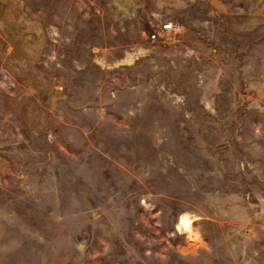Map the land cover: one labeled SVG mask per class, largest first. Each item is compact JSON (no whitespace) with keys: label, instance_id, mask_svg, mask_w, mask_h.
Segmentation results:
<instances>
[{"label":"rangeland","instance_id":"374dc122","mask_svg":"<svg viewBox=\"0 0 264 264\" xmlns=\"http://www.w3.org/2000/svg\"><path fill=\"white\" fill-rule=\"evenodd\" d=\"M0 264H264V0H0Z\"/></svg>","mask_w":264,"mask_h":264},{"label":"built area","instance_id":"2783aa9c","mask_svg":"<svg viewBox=\"0 0 264 264\" xmlns=\"http://www.w3.org/2000/svg\"><path fill=\"white\" fill-rule=\"evenodd\" d=\"M175 27L174 25L171 23V22H165V23H162L161 26H160V29L159 31L158 30H155L151 35V39L152 41H154L156 38H158L159 36V33H166V32H170L172 30H174Z\"/></svg>","mask_w":264,"mask_h":264}]
</instances>
